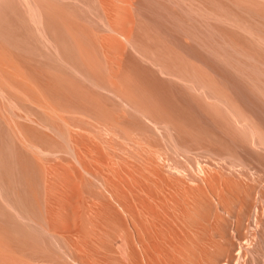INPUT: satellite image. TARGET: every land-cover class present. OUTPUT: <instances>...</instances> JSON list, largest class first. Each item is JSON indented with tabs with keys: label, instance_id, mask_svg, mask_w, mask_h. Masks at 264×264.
<instances>
[{
	"label": "rangeland",
	"instance_id": "rangeland-1",
	"mask_svg": "<svg viewBox=\"0 0 264 264\" xmlns=\"http://www.w3.org/2000/svg\"><path fill=\"white\" fill-rule=\"evenodd\" d=\"M31 3L51 43L0 0V264H147L108 164L139 211L157 171L203 195V262L264 264V0ZM166 247L161 264H184Z\"/></svg>",
	"mask_w": 264,
	"mask_h": 264
},
{
	"label": "bare ground",
	"instance_id": "bare-ground-1",
	"mask_svg": "<svg viewBox=\"0 0 264 264\" xmlns=\"http://www.w3.org/2000/svg\"><path fill=\"white\" fill-rule=\"evenodd\" d=\"M24 1L28 5L33 22H36L39 26H41L44 30L43 34H45L44 22L41 13L40 15H37L38 9L36 6V8L33 7V3H31L32 0ZM44 37H46V35ZM47 41H49L48 38ZM50 41L48 43H50ZM156 127L159 126L156 125L155 129ZM167 130L168 132H171L169 128H167ZM255 133H257V131H255ZM107 166L108 168H111L108 170V172L97 174L102 175L107 187V191L111 195L112 199L132 216V222L134 224L137 238L136 243L133 244V248L141 246L144 249L146 260L148 261L147 264L155 261L153 259L154 254L155 256L158 255V257H161L163 250H166L163 248H167L166 246L172 247L173 251H176L177 249L181 250V247L183 253L180 251L181 253L179 254L184 255L183 261L187 262L188 264L208 263L205 259L203 262L202 257L205 253L213 251V247L215 248L217 245L214 244L213 240L215 236H218V223L212 220L210 215H206L202 212V207L206 203L202 194H196L188 189H182L176 186L172 182V178L166 177L162 175L161 172L157 171V173L154 175V178L151 179L150 177H146L147 180L144 183V193L140 201L141 211H139L135 209L132 204H129L127 197H125V194L123 193L124 191L118 185V180H120L119 175H123V173H120L115 168H112L111 164H108ZM86 172L88 174H93L88 170H86ZM177 172H179L177 173L178 175H181V171ZM137 197L139 198L140 196ZM111 205L109 206L111 207ZM15 213L16 212H14V214ZM15 215L18 214L16 213ZM18 216H20V214ZM21 219H23V217ZM168 249L172 250L167 248V252ZM163 255H165V252ZM162 259H164L163 256L159 260V264H161L160 262L163 261ZM157 260L158 259L156 258L155 262H157Z\"/></svg>",
	"mask_w": 264,
	"mask_h": 264
},
{
	"label": "crops",
	"instance_id": "crops-1",
	"mask_svg": "<svg viewBox=\"0 0 264 264\" xmlns=\"http://www.w3.org/2000/svg\"><path fill=\"white\" fill-rule=\"evenodd\" d=\"M39 10L41 11V16H42V18H43V22H44V28H45L46 36H47L48 40L50 41V37H49V33H48V29H49V28H48V18H47V16H46V14L44 13L43 9H39ZM59 42H61V45H62V44H63V43H62V42H63V39L61 38ZM50 43H51V42H50ZM49 45H51V44H49ZM62 46H63V45H62ZM62 46H60V49L62 50V52H61V56L64 58L63 48H62ZM21 68H22V67H21ZM22 69H23V68H22ZM25 72H26V78H27V79H30L32 86H33L34 88H36L37 92L40 91V95L46 97V100H47L48 105H52V98H51V93H50V89H49V84H46L45 86L42 85V86H43V87H42L41 85H39V83H37L38 81H36L35 77H34L32 74H29L27 71H25ZM119 99H120V98H119ZM132 110H135V109H134V108H131V111H132ZM135 112H137L138 114H140V115H137L140 119H143V120H145V119L147 120V119H148V118L145 117L144 114L138 112L137 110H135ZM132 115L135 116L134 111H133ZM146 120H145V121H146ZM86 142H89V143H96V142L91 141V140H87ZM97 143H100V142H97Z\"/></svg>",
	"mask_w": 264,
	"mask_h": 264
}]
</instances>
